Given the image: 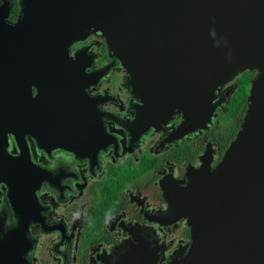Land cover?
<instances>
[{"label":"water","instance_id":"water-1","mask_svg":"<svg viewBox=\"0 0 264 264\" xmlns=\"http://www.w3.org/2000/svg\"><path fill=\"white\" fill-rule=\"evenodd\" d=\"M23 1L15 25L0 17V182L14 191L25 163L7 150L10 136L22 147L25 134H39L35 126L51 127L52 100L63 101L59 116L66 119L68 83L77 77L71 47L91 34L126 70L142 102L141 125L178 109L181 128L204 127L215 91L258 71L221 162L215 169L204 162L189 170L184 186L165 188L170 221L183 218L191 230L188 250L167 264H264V0ZM157 255L148 245H130L114 264H158Z\"/></svg>","mask_w":264,"mask_h":264},{"label":"flooded vegetation","instance_id":"flooded-vegetation-1","mask_svg":"<svg viewBox=\"0 0 264 264\" xmlns=\"http://www.w3.org/2000/svg\"><path fill=\"white\" fill-rule=\"evenodd\" d=\"M23 2L0 0V17L15 25ZM78 52L82 59L75 61ZM70 53L77 77L68 83L66 119L63 101L52 100L51 127L35 126L39 134H25L22 147L9 137L7 150L26 164L14 191L0 182V264H114L125 247L137 244L167 264L188 250L191 230L183 218L170 221L165 188L184 186L189 170L204 162L212 169L221 162L243 124L258 71L215 91L204 127L181 128L178 109L141 125L142 102L105 40L91 34Z\"/></svg>","mask_w":264,"mask_h":264}]
</instances>
